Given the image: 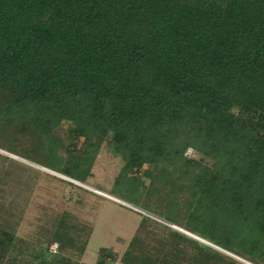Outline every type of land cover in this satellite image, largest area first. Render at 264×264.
Returning a JSON list of instances; mask_svg holds the SVG:
<instances>
[{"label": "trees", "instance_id": "trees-1", "mask_svg": "<svg viewBox=\"0 0 264 264\" xmlns=\"http://www.w3.org/2000/svg\"><path fill=\"white\" fill-rule=\"evenodd\" d=\"M0 123L57 144L63 171L47 168L83 183L107 143L127 197L141 201L149 178L150 194H169L153 213L179 223L185 205L188 231L264 261V0H0ZM155 222L159 245L136 236L124 264H235ZM17 242L0 228V264H74L26 259Z\"/></svg>", "mask_w": 264, "mask_h": 264}, {"label": "rangeland", "instance_id": "rangeland-1", "mask_svg": "<svg viewBox=\"0 0 264 264\" xmlns=\"http://www.w3.org/2000/svg\"><path fill=\"white\" fill-rule=\"evenodd\" d=\"M18 127L0 123V228L10 230L17 245L24 249L26 259L33 260V256L39 254L49 260L67 258L74 264H97L99 252L105 248L116 257L108 264H124L121 260L136 236L142 237L144 245H159L166 230L157 221L231 256L236 260L235 264H264L263 259L253 261L247 256L241 257L188 231L181 223L187 221L185 205L178 209L179 223L169 222L166 216L162 218L153 213L145 205L165 215L170 211L163 197L169 194L161 195L156 189L150 194L148 189L151 190L152 181L149 178L145 177L147 190L143 191L141 201L127 197L116 185L125 162L114 155L107 143L94 160L92 176L83 183L47 168L63 171V163L53 156L59 151L57 144L47 143V148L44 146L42 150L36 136L23 133ZM71 128L72 124L65 121L55 129L64 140L60 154L66 158L71 156ZM191 154L193 152L189 150L187 155ZM148 168V165L144 166L142 177ZM134 174L129 171V175ZM101 191L112 198L100 194ZM142 215L155 221L147 222L142 228ZM62 224L63 229L60 228ZM62 231H68L69 235L59 242L56 233ZM52 244H58L57 253L51 252Z\"/></svg>", "mask_w": 264, "mask_h": 264}, {"label": "built area", "instance_id": "built-area-1", "mask_svg": "<svg viewBox=\"0 0 264 264\" xmlns=\"http://www.w3.org/2000/svg\"><path fill=\"white\" fill-rule=\"evenodd\" d=\"M58 251V244H52L51 246V252L52 253H57Z\"/></svg>", "mask_w": 264, "mask_h": 264}, {"label": "bare ground", "instance_id": "bare-ground-1", "mask_svg": "<svg viewBox=\"0 0 264 264\" xmlns=\"http://www.w3.org/2000/svg\"><path fill=\"white\" fill-rule=\"evenodd\" d=\"M100 194H103V195H105L104 193H102V191L101 192H99ZM105 196H108V197H110L108 194H106ZM110 198H112V197H110ZM138 208V207H137Z\"/></svg>", "mask_w": 264, "mask_h": 264}, {"label": "water", "instance_id": "water-1", "mask_svg": "<svg viewBox=\"0 0 264 264\" xmlns=\"http://www.w3.org/2000/svg\"><path fill=\"white\" fill-rule=\"evenodd\" d=\"M133 209L139 210V209H137L136 207H133ZM139 211H140V210H139Z\"/></svg>", "mask_w": 264, "mask_h": 264}, {"label": "crops", "instance_id": "crops-1", "mask_svg": "<svg viewBox=\"0 0 264 264\" xmlns=\"http://www.w3.org/2000/svg\"><path fill=\"white\" fill-rule=\"evenodd\" d=\"M85 254H86V253H85ZM85 254H84V255H85ZM83 257H84V259H85V256H83ZM84 264H87V263H84Z\"/></svg>", "mask_w": 264, "mask_h": 264}]
</instances>
